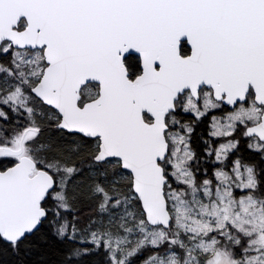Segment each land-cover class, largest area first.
<instances>
[{"label": "snow or ice", "instance_id": "snow-or-ice-1", "mask_svg": "<svg viewBox=\"0 0 264 264\" xmlns=\"http://www.w3.org/2000/svg\"><path fill=\"white\" fill-rule=\"evenodd\" d=\"M0 264H264V0H0Z\"/></svg>", "mask_w": 264, "mask_h": 264}]
</instances>
